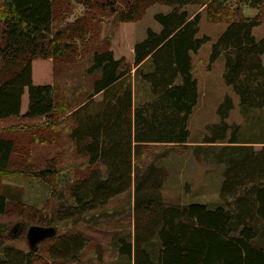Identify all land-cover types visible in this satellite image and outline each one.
Masks as SVG:
<instances>
[{
	"label": "trees",
	"instance_id": "obj_1",
	"mask_svg": "<svg viewBox=\"0 0 264 264\" xmlns=\"http://www.w3.org/2000/svg\"><path fill=\"white\" fill-rule=\"evenodd\" d=\"M75 1L90 8V15L107 9L120 22L137 21L156 3L170 11L154 15L160 30L147 28L145 37L135 42L132 64L115 58L109 49L93 51L87 69L94 75L91 91L75 108L62 104L66 110L61 112L53 59L67 49L76 54L69 41L74 35L83 39L90 18L54 31L58 13L69 11L68 0H0V217L14 212L23 216L6 231L7 240L21 236L25 223L31 224L28 228L55 229L35 249L28 245L27 252L0 240V264H52L37 254L43 244L52 261L74 263L90 243L81 232L59 235L54 225H41V212L2 184L3 178L25 176L55 189V161L40 158L36 163L19 143L28 136L33 148L50 146L56 140L52 134L67 123L73 151L85 163L69 166L74 177L67 188L73 204L57 210L59 220L82 217L131 190L132 233L114 240L125 264H264V127L256 124L253 136L241 140L238 126L226 121L234 108L230 95L217 107L220 121L208 127L203 139L207 144L225 143L216 156L225 167L219 190L225 206L165 204L164 169L152 160H140L152 145L185 146L190 138L188 122L199 99L192 56L210 38L198 36L200 12L190 15L187 6L205 7L209 20L227 23L212 44L209 63L223 55L222 79L236 95L239 113L245 117L264 109V37L253 35L264 22V0H235L233 9L229 0H118L119 10L116 0ZM240 5L259 10L246 17ZM133 67L135 77L148 86L147 98L136 105ZM10 118L27 121L6 126ZM256 143L261 147L255 148Z\"/></svg>",
	"mask_w": 264,
	"mask_h": 264
},
{
	"label": "rangeland",
	"instance_id": "obj_2",
	"mask_svg": "<svg viewBox=\"0 0 264 264\" xmlns=\"http://www.w3.org/2000/svg\"><path fill=\"white\" fill-rule=\"evenodd\" d=\"M116 2L119 10L122 4L118 0ZM227 4L231 9L237 6L235 0H229ZM240 7L246 17L254 16L259 10L244 5H240ZM68 8L69 11L64 15L58 13L53 26L54 31L63 30L82 17L90 18V21H87L88 31H85L81 41L77 35L73 36V41H69L73 42L71 44L74 47L76 46V54L73 55V50L67 49L64 56L53 59L55 96L58 110L61 112L66 110L61 107L62 104L66 102L75 108L81 101H85L87 94L91 91L94 75L88 73L87 69L91 65L93 51L109 49L115 58L123 57L126 63L132 64L135 42L145 37L147 28L155 31L160 30V25L154 19V15L170 11L168 6L156 3L146 8L137 21L120 22L117 14H113L107 9L95 10L93 15H90V8L84 7L75 0H68ZM186 9L190 15L200 12L198 36L207 35L210 38L209 41L202 44L198 53L192 56L196 69L194 75L198 83L199 99L188 122L190 138L185 146L152 145L140 160L142 162L152 160L157 166L164 169L166 177L162 186V197L165 204L186 206L191 203H200L214 208L226 204L219 195L225 167L223 163L216 160L218 149L225 143L207 144L203 142V139L209 134L208 127L220 121L217 114L218 105L225 95L232 97L234 108L229 112L226 121L235 127L238 126L234 128L241 140H248L253 136L256 124L264 127V109L251 111L247 116H242L239 113L236 95L230 86L224 84L222 79L223 55L219 56L215 62L209 63L212 44L227 23L209 20L205 7L191 5ZM260 11L264 20V8H260ZM253 35L257 39L264 37V22L253 30ZM63 42L61 39L60 44ZM146 69L147 66H144V70ZM131 75L133 100L136 105L147 98L148 86L135 77L134 67L131 70ZM100 97L101 95H97L94 100L97 101ZM21 121L27 120L10 118L4 122H10L6 123V126H9L16 125ZM3 125L4 123L0 122V128ZM64 126H60L62 128L58 129L61 130L60 132L52 134L55 135L56 140L51 142L50 146L45 145L46 150H40L37 145L33 148L32 144H29L28 136L23 137L19 143V147H22L23 150L24 148L28 149L32 159L37 161L36 163L40 158H49V160L55 161V166H57V171L53 176L55 189L47 187L38 178L25 176L3 178L2 184H7L11 191L18 192L21 202L30 204L41 212L43 216L41 225H54L59 235L81 232L89 239L90 243L80 253L79 260L74 263L52 261L45 251L46 245L43 244L37 254L45 261L52 264H125L116 253L114 240L115 237L123 233H132L133 193L131 190L116 196L106 205L87 212L82 217L75 215L64 220L58 219L57 210L60 211V208H68L73 204L67 188L68 183L74 177L69 166L73 164L78 167L85 163L83 156H78L73 151L68 137V129H65L69 126L68 123ZM258 134L260 133L257 131ZM254 147L260 148L261 145L256 143ZM162 152H165L164 156H162ZM61 205L64 206L60 207ZM22 217L15 212L0 217V240L4 244L27 252L29 248L25 234L31 224L25 223L26 227L21 236L15 239H6V231ZM0 257H2V253H0ZM35 264L41 263L37 260Z\"/></svg>",
	"mask_w": 264,
	"mask_h": 264
},
{
	"label": "water",
	"instance_id": "obj_3",
	"mask_svg": "<svg viewBox=\"0 0 264 264\" xmlns=\"http://www.w3.org/2000/svg\"><path fill=\"white\" fill-rule=\"evenodd\" d=\"M55 229L51 226L33 225L27 229L26 237L30 248L35 249L38 242L52 236Z\"/></svg>",
	"mask_w": 264,
	"mask_h": 264
},
{
	"label": "crops",
	"instance_id": "obj_4",
	"mask_svg": "<svg viewBox=\"0 0 264 264\" xmlns=\"http://www.w3.org/2000/svg\"><path fill=\"white\" fill-rule=\"evenodd\" d=\"M98 95H100V94H98ZM96 96H97V95H96ZM45 147H46V146H40L39 148H40V150H46Z\"/></svg>",
	"mask_w": 264,
	"mask_h": 264
}]
</instances>
